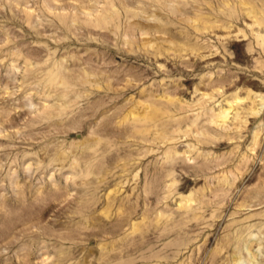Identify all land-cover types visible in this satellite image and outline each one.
<instances>
[{"label": "rangeland", "instance_id": "374dc122", "mask_svg": "<svg viewBox=\"0 0 264 264\" xmlns=\"http://www.w3.org/2000/svg\"><path fill=\"white\" fill-rule=\"evenodd\" d=\"M0 264H264V0H0Z\"/></svg>", "mask_w": 264, "mask_h": 264}]
</instances>
